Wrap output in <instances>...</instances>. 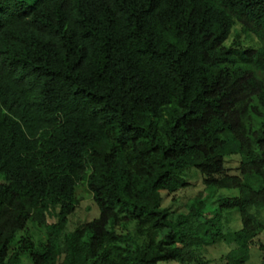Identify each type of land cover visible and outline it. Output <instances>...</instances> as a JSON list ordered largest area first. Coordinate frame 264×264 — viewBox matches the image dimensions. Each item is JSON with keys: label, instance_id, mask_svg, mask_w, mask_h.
<instances>
[{"label": "trees", "instance_id": "1", "mask_svg": "<svg viewBox=\"0 0 264 264\" xmlns=\"http://www.w3.org/2000/svg\"><path fill=\"white\" fill-rule=\"evenodd\" d=\"M236 24L257 46L225 44ZM189 168L206 192L174 214ZM79 183L98 214L68 232ZM216 242L219 262L202 255ZM252 248L264 0H0V264H244Z\"/></svg>", "mask_w": 264, "mask_h": 264}, {"label": "rangeland", "instance_id": "2", "mask_svg": "<svg viewBox=\"0 0 264 264\" xmlns=\"http://www.w3.org/2000/svg\"><path fill=\"white\" fill-rule=\"evenodd\" d=\"M28 3L33 2V0H24ZM237 39L238 43L241 44V46H257L258 41L253 35H246L243 33L240 29V26L238 24L235 25V27L232 29V32L229 36V38L226 40V45H231L233 40ZM239 162L238 156L230 157L226 161V165L228 168H230L232 171L235 172V167ZM189 172L187 174V180L190 183V186L178 191L177 193H172L170 195L165 196L163 204L165 206H171L173 207L174 214L179 212H186L185 203L194 198L198 192H203L204 194L206 191L204 190V187L201 183V176L198 172H196L193 168H189ZM78 186V199L79 203L77 204L76 210L68 215V222L66 230L68 232L73 231L77 225L89 221L98 214V208L96 204L93 202L91 194L87 190L86 186L83 183L77 184ZM238 193V189H220L216 196L224 195V196H234ZM212 205H214L213 200L208 202L207 206L209 209ZM134 226H130V230L133 232ZM30 231H32L36 237V239H44L45 238V229L44 228H37L34 226L30 227ZM119 232L121 230L118 229ZM143 241V238L140 237V241ZM231 245H228L224 242H216L212 245L206 246L202 249V255L208 259L215 260V262H219L225 255L228 253V251L231 249ZM250 259L245 262L244 264H262V259L258 257L259 253L258 250L255 248H252L250 250ZM264 255V254H263ZM23 264H29V260L27 257H23Z\"/></svg>", "mask_w": 264, "mask_h": 264}]
</instances>
